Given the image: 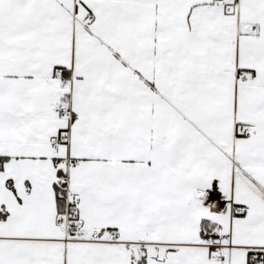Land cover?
I'll return each mask as SVG.
<instances>
[{
  "label": "snow or ice",
  "instance_id": "obj_1",
  "mask_svg": "<svg viewBox=\"0 0 264 264\" xmlns=\"http://www.w3.org/2000/svg\"><path fill=\"white\" fill-rule=\"evenodd\" d=\"M0 264H264V0H0Z\"/></svg>",
  "mask_w": 264,
  "mask_h": 264
}]
</instances>
